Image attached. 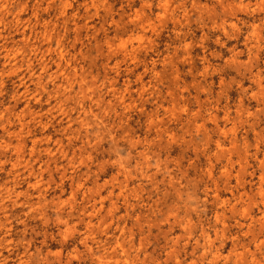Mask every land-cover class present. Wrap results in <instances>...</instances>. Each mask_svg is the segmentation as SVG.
Listing matches in <instances>:
<instances>
[{
  "label": "rangeland",
  "instance_id": "1",
  "mask_svg": "<svg viewBox=\"0 0 264 264\" xmlns=\"http://www.w3.org/2000/svg\"><path fill=\"white\" fill-rule=\"evenodd\" d=\"M0 264H264V0H0Z\"/></svg>",
  "mask_w": 264,
  "mask_h": 264
},
{
  "label": "bare ground",
  "instance_id": "2",
  "mask_svg": "<svg viewBox=\"0 0 264 264\" xmlns=\"http://www.w3.org/2000/svg\"><path fill=\"white\" fill-rule=\"evenodd\" d=\"M133 23V22H132ZM48 39V38H47ZM19 48V47H18ZM21 50H22V48H21ZM38 50V49H37ZM10 52V51H9ZM134 57V56H133ZM12 58V57H11ZM45 69V68H44ZM217 221H218V219H217ZM243 226V225H242ZM261 229V228H260ZM223 231H221V233H222ZM249 232H250V230H249ZM248 233V232H247ZM225 234V233H224ZM221 235H223V234H221ZM217 236V235H216ZM224 236V235H223ZM255 238V237H254Z\"/></svg>",
  "mask_w": 264,
  "mask_h": 264
}]
</instances>
